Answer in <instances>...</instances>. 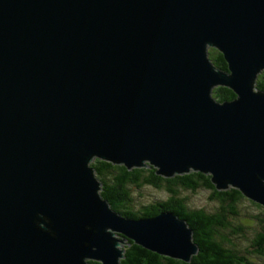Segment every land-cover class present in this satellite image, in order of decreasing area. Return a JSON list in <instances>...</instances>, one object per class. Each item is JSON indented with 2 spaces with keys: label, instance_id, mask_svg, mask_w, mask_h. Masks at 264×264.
Listing matches in <instances>:
<instances>
[{
  "label": "water",
  "instance_id": "obj_1",
  "mask_svg": "<svg viewBox=\"0 0 264 264\" xmlns=\"http://www.w3.org/2000/svg\"><path fill=\"white\" fill-rule=\"evenodd\" d=\"M262 70L264 0H0V264H121L128 240L190 261L186 222L122 216L91 162L264 206Z\"/></svg>",
  "mask_w": 264,
  "mask_h": 264
},
{
  "label": "trees",
  "instance_id": "obj_2",
  "mask_svg": "<svg viewBox=\"0 0 264 264\" xmlns=\"http://www.w3.org/2000/svg\"><path fill=\"white\" fill-rule=\"evenodd\" d=\"M208 53L216 67L227 68L221 52L209 48ZM256 87L264 90V70L257 76ZM212 96L224 101L233 99L235 94L226 86H216ZM91 165L102 183L100 194L113 210L130 219L171 212L186 222L197 246V253L191 260L183 261L160 255L128 240L130 244L124 245L121 264H264V206L245 197L238 189L217 190L210 175L200 171L164 177L157 175L153 166L127 169L122 164L101 159H95ZM148 185L164 195L149 202L133 198V188L138 190ZM201 189L209 191L207 199L214 202L211 208L188 203L189 195ZM240 209L244 213L241 214ZM247 234L250 237L245 241L239 240Z\"/></svg>",
  "mask_w": 264,
  "mask_h": 264
},
{
  "label": "rangeland",
  "instance_id": "obj_3",
  "mask_svg": "<svg viewBox=\"0 0 264 264\" xmlns=\"http://www.w3.org/2000/svg\"><path fill=\"white\" fill-rule=\"evenodd\" d=\"M101 187H102V184H101ZM100 192H101V189H100ZM131 193L133 195V198L135 197L137 201H143V202H149V201L153 200L154 198H156L157 196H163L164 195V193L162 191H159V189H157V188L155 189L154 187L149 186V185L146 186V187H143L141 189H138V190L136 188H133ZM208 195H209V191H206L205 189L204 190L201 189L197 193H194V194H190L189 195L190 199H189L188 203L191 206H202V205H206L207 208H211L214 205V202H210V200L207 199V196ZM240 213L241 214L244 213V210L243 209H240ZM243 221H245V220H243ZM246 223L248 224V222H246ZM256 227H257V223L254 224V228H256ZM246 237H250V236L247 234L244 238H240L239 240L245 241V239H247ZM122 248H125V246L123 245Z\"/></svg>",
  "mask_w": 264,
  "mask_h": 264
}]
</instances>
